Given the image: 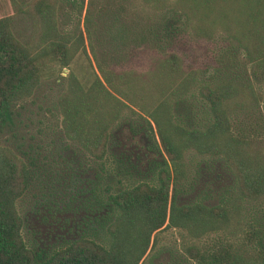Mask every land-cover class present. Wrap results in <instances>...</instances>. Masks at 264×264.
<instances>
[{"label":"trees","instance_id":"trees-1","mask_svg":"<svg viewBox=\"0 0 264 264\" xmlns=\"http://www.w3.org/2000/svg\"><path fill=\"white\" fill-rule=\"evenodd\" d=\"M73 1L66 4L71 6ZM143 1L154 8L172 2L197 34L208 35L215 24L220 25L240 44L248 59L250 79L239 84L230 78L199 80L195 69H183L172 53L156 58L150 68L139 73L107 68V59H95L87 23L93 20L97 8L106 12L108 5H116L115 0H80L77 10H84V29L77 22L72 30L62 31L55 21L56 0H0V122L9 118L12 102L31 93L48 63L66 66L76 52L86 53L88 49L96 67L92 81L84 85L69 71L58 97L65 136L85 153L100 158L109 126L124 108L135 111L134 106L145 113L147 126L154 128L164 154L157 182H139L113 197L118 211L103 241L79 238L41 255L23 240L14 204L29 183V169L13 150L0 145V264H139L148 246L156 241L152 232L164 227L178 228L180 249L186 256L182 264H189L188 260L193 264H264V247L256 256H243L221 246L219 252L210 251L204 243H197L201 236L225 224L227 212L219 204H178L174 192L168 201L169 180L174 173L169 172L165 159L171 167L180 168L188 148L221 156L234 173L239 195L264 197L263 139L250 134L254 128L246 132L230 120L231 105L236 104L233 99L254 97L252 82L264 79V0ZM20 11L34 18L35 30L29 43L21 42L10 28L12 16ZM112 30L104 32L121 43L124 36L119 34L120 29ZM141 77L145 80L144 94H151L149 98H143L144 94L133 96L138 93L136 88L142 87L135 82ZM187 92L206 104L202 116L190 124L174 121L171 107V99ZM236 105L246 104L243 99Z\"/></svg>","mask_w":264,"mask_h":264},{"label":"rangeland","instance_id":"rangeland-1","mask_svg":"<svg viewBox=\"0 0 264 264\" xmlns=\"http://www.w3.org/2000/svg\"><path fill=\"white\" fill-rule=\"evenodd\" d=\"M18 1L26 3L29 0ZM73 2L74 4L69 6L66 4L67 0H56L55 21L61 31L72 30L77 22L79 27L84 29L82 21L84 10L81 12L77 10L80 0ZM115 4L108 5L106 12L97 8L93 13V20L87 23L95 59L100 62L107 59V68L117 72L139 73L150 68L156 58L172 53L176 55L183 69H195L199 80L213 82L221 78H230L239 84L250 79L248 59L243 54L240 44L220 25L215 24L208 35L197 34L190 23L186 22L184 18L186 16L172 2L163 8H154L151 3L143 0H115ZM109 27L120 29L119 34L124 36L121 43L115 36H110V32H104L106 29L112 30ZM10 28L21 42L29 43L35 30L34 18L29 13L20 11L12 16ZM114 33L118 32L115 30ZM93 60L94 57L86 49V53L81 50L76 52L66 66L48 63L31 93L11 103L9 118L0 122V145L9 147L21 158L28 152V143L61 131L68 141L78 146L63 132L57 101L66 86V75L69 71H72L84 85L92 81L93 72L96 71ZM135 82L143 87H137L138 93L133 95L139 98L145 93V80L141 77ZM252 86L254 97L241 96L233 99L236 104L244 99L246 105H231L230 120L233 126L244 127L246 132L249 128H254L255 131H251L250 134L262 138L263 145L264 79L252 82ZM190 93L171 99L174 121L190 124L205 112L206 104ZM150 96L151 94H144L143 98ZM131 107L135 111L124 108L116 121L109 126L107 139L121 122H146L145 113L134 106ZM150 130L151 139L154 140L157 149L161 150L154 128L151 130L153 133ZM98 159L102 166L110 167L106 144L102 157ZM165 159L169 172L174 173L169 180L168 201L174 192V199L178 204L195 201L209 206L219 204L227 212L228 219L225 224L201 236L198 244L204 243L205 247L214 252H219L218 248L221 246L228 248L230 253L236 252L243 256L246 254L256 256L261 253L264 247V197L251 199L239 195L234 173L221 156L198 153L195 149L188 148L183 152V163L180 168L171 167L166 157ZM20 195L14 204L17 213L23 214L28 192ZM153 233L156 235V241L148 246L139 264L186 263V256L180 249L178 228L164 227L152 232L151 237ZM186 238L183 240H187ZM188 261L189 264H193V260Z\"/></svg>","mask_w":264,"mask_h":264},{"label":"flooded vegetation","instance_id":"flooded-vegetation-1","mask_svg":"<svg viewBox=\"0 0 264 264\" xmlns=\"http://www.w3.org/2000/svg\"><path fill=\"white\" fill-rule=\"evenodd\" d=\"M28 146L21 156L30 177L20 230L41 255L79 238L103 241L118 211L113 197L139 182L154 184L164 163L145 121L121 122L108 136L110 167L86 156L61 131Z\"/></svg>","mask_w":264,"mask_h":264}]
</instances>
